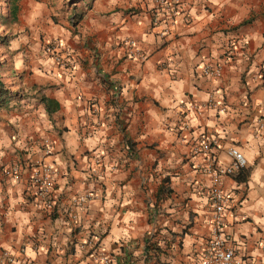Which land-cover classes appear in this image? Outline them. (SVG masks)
<instances>
[{
  "label": "crops",
  "instance_id": "crops-1",
  "mask_svg": "<svg viewBox=\"0 0 264 264\" xmlns=\"http://www.w3.org/2000/svg\"><path fill=\"white\" fill-rule=\"evenodd\" d=\"M168 1L173 15L90 0L76 26L52 31L66 67L12 32L2 60L23 94L0 107V250L29 264H200L210 177L192 149L205 136L215 167L231 164L229 147L246 161L244 182L220 177L223 233L235 256L264 264V0ZM41 164L54 170L50 210L29 182Z\"/></svg>",
  "mask_w": 264,
  "mask_h": 264
},
{
  "label": "built area",
  "instance_id": "built-area-1",
  "mask_svg": "<svg viewBox=\"0 0 264 264\" xmlns=\"http://www.w3.org/2000/svg\"><path fill=\"white\" fill-rule=\"evenodd\" d=\"M158 9L167 12L169 15L175 14L173 5L168 0H150ZM129 50L126 51L128 56L142 58L140 50H138L132 41H126ZM43 51L48 54L52 60L61 67H66L69 64L68 59H61L56 54V47L46 46ZM219 68L215 66L204 65L199 72L205 77H216L219 75ZM264 81V73L260 76ZM193 107V105H191ZM214 141L210 137H201L197 145L192 149L194 154L205 156L207 166L205 174L210 177V184L208 189V200L210 205V219H209V235L205 245L204 254L200 264H248V262L235 256L231 244L227 236L223 233L222 214L225 206L228 204V198L224 194L220 186V177L222 175L230 176L241 168H245L246 161L242 154L235 147L226 149L228 157L231 159V164L223 169L215 167L213 157L209 155ZM7 175L17 178V170L15 168L5 172ZM53 175L54 170L48 164L38 165L33 169L29 182L35 188V195L41 201L45 209H52L51 190L53 188ZM88 196L86 194L76 196L71 201L72 210H78L84 207L87 202ZM73 218V214H70ZM99 261L107 264L108 260L100 256ZM0 264H29L23 259H15L12 254L7 251L0 250Z\"/></svg>",
  "mask_w": 264,
  "mask_h": 264
},
{
  "label": "rangeland",
  "instance_id": "rangeland-1",
  "mask_svg": "<svg viewBox=\"0 0 264 264\" xmlns=\"http://www.w3.org/2000/svg\"><path fill=\"white\" fill-rule=\"evenodd\" d=\"M17 15V24L11 28L9 32L15 31L16 34H25L27 38H31L37 42L40 51L45 50L46 46H55L56 54L61 59H67L66 44L57 37L51 36L52 31L62 27L64 30H69V20L66 18V13L61 12V4L63 0H22ZM34 5V6H33ZM32 6V7H31ZM34 7V10H33ZM20 29V32L18 30ZM71 32V31H69ZM1 34V31H0ZM67 35V34H66ZM65 45V46H64ZM3 49L0 48V57ZM5 58V57H4ZM3 59V58H1ZM8 62H5L6 68L3 72L4 82L10 84L12 91L23 94V91L18 85V74H15L10 66V59L6 57ZM69 60V59H68Z\"/></svg>",
  "mask_w": 264,
  "mask_h": 264
},
{
  "label": "trees",
  "instance_id": "trees-1",
  "mask_svg": "<svg viewBox=\"0 0 264 264\" xmlns=\"http://www.w3.org/2000/svg\"><path fill=\"white\" fill-rule=\"evenodd\" d=\"M90 0H63L61 4V12L66 13V17H72L70 24L74 26L81 19L82 11L84 7H88V2ZM20 0H0V48L5 50L9 46V42L15 38V35L11 32L17 24V15L19 10ZM2 53V52H1ZM0 57V107H4L8 102L18 100L21 95L16 91H12L10 84L4 82L3 72L5 71L6 64ZM39 102L42 104L45 112L51 114L57 109V104L52 102L49 99L41 98ZM127 145V142H126ZM128 148V146H126ZM248 171L244 168L239 169L234 174H231V177L235 182L240 183L244 182ZM167 194L170 193V190L164 191Z\"/></svg>",
  "mask_w": 264,
  "mask_h": 264
}]
</instances>
